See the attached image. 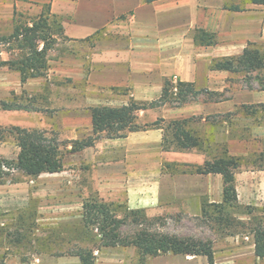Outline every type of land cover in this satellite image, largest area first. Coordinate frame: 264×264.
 <instances>
[{
	"label": "crops",
	"instance_id": "0c3cea01",
	"mask_svg": "<svg viewBox=\"0 0 264 264\" xmlns=\"http://www.w3.org/2000/svg\"><path fill=\"white\" fill-rule=\"evenodd\" d=\"M45 2L50 13L59 18L66 41L78 45L73 54L78 57L72 61L48 60L45 78L24 82L18 72L8 68L0 71L1 99H12L22 91L26 99L33 98L31 110H0V126L44 129L59 140L82 139L93 134L88 107L121 105L130 100L148 103L160 97L165 80L175 79L192 83L200 92L178 107L165 104L139 110V124L159 117L199 116L202 131L213 135L216 142L227 141L231 155L236 154L231 146L240 142L233 137L238 135L234 131L255 132L256 126L250 123L252 115L234 110L243 104H264V89L237 84L230 95L215 100L213 95L227 91L238 79L233 72L210 69L209 64L213 59L240 54L248 43L264 45V4L249 0ZM225 4L239 8H224ZM197 29L213 33L215 42L198 44ZM94 36L92 43L84 45ZM84 51L86 61L81 56ZM7 56L0 50L1 60ZM45 88L54 90L53 99ZM161 138L159 128L131 131L117 138H108L103 132L92 146L69 153L71 167H66L70 163L63 159L60 172L0 182V226H15L21 214L24 227L30 219V226L39 232V242L33 240V249L24 257L15 252L4 261L80 264L73 250L88 246L93 248L94 264H139L135 246H98L82 234V202L91 194L106 202L125 203L129 209H143L148 217L176 212L197 217L203 201L221 202L220 174H171L163 170L168 162L201 164L206 156L196 149L162 150ZM5 143L0 138V158H16V143L11 153ZM218 228L222 237L211 238L214 264H257L264 259L255 256L249 232L237 234L223 225ZM53 232L71 235L49 238L48 233ZM144 264L208 263L203 255L167 252L147 257Z\"/></svg>",
	"mask_w": 264,
	"mask_h": 264
},
{
	"label": "trees",
	"instance_id": "16d2710c",
	"mask_svg": "<svg viewBox=\"0 0 264 264\" xmlns=\"http://www.w3.org/2000/svg\"><path fill=\"white\" fill-rule=\"evenodd\" d=\"M152 2L154 0H143ZM255 4H264V0H249ZM224 8L237 9L239 6L227 5ZM16 20V19H15ZM62 35V25L59 18L49 11V4L45 11L32 18L29 22L15 21L13 31L7 36H0V43H14L21 52L16 57L0 61L8 69L19 73L20 81L29 78L44 77L47 69L49 50ZM195 41L201 45L215 42L214 34L203 29H197ZM213 70H227L233 72L246 82L248 89H264V45L248 43L238 55L213 59L209 64ZM200 91L195 90L190 82H177V92H172V81L165 80L159 98L148 102L138 103L130 100L119 106L95 105L90 110L93 134L82 139L59 140L57 136L41 129H28L11 126L9 131L14 134L18 147L16 158H0V182L5 179L17 181V177L10 176L11 170L26 177H35L41 173H55L63 170V155L80 151L92 146L101 133L108 138L124 137L128 132L145 128H159L162 131L161 149L165 151H187L196 149L206 158L201 164L165 163V172L220 174L222 177V201L204 202L199 218L213 221L228 227L233 225L230 209L237 204L235 173L240 169V158L228 153L225 145L217 143L213 135L208 132L195 133L190 127L195 116L166 120L162 117L139 124L137 112L142 109L160 107L169 104L178 107L195 97ZM220 95V94H218ZM218 98H215L217 100ZM221 100V99H218ZM30 103L17 101L16 98L1 99L0 110H31ZM264 105L243 104L246 113L253 115V106ZM68 144L70 147L67 149ZM7 168L5 171L3 168ZM251 211H249V214ZM81 215L83 220V235L98 246H135L139 257L138 263L144 264L149 256L162 253L203 255L208 264H214L211 238L195 236H179L151 229L147 223L149 218L143 209H129L125 203L106 202L97 195H90L82 202ZM251 225L240 221L251 233L255 256L264 257V221L263 218L253 217ZM31 222H28L29 227ZM132 225L130 231H123V226ZM233 231H229L232 233ZM19 240L21 236L17 237ZM17 239V240H18ZM79 257L80 264H94L93 248L81 246L73 250ZM0 264H8L0 255Z\"/></svg>",
	"mask_w": 264,
	"mask_h": 264
},
{
	"label": "rangeland",
	"instance_id": "374dc122",
	"mask_svg": "<svg viewBox=\"0 0 264 264\" xmlns=\"http://www.w3.org/2000/svg\"><path fill=\"white\" fill-rule=\"evenodd\" d=\"M46 4L47 2H45V0H0V36L9 35L13 31L15 21L29 22L32 18L38 16L40 12L45 11ZM95 38L96 37L94 36L92 39H88L84 45L87 46L89 43H92ZM77 48L78 45L67 42L65 38H58V40L53 44L52 48L48 52L47 61L58 60L60 58L66 61H72L73 58L78 57L73 55L76 53ZM0 50H4V52L7 53V59L16 57L18 53H21L13 42L0 43ZM81 53L83 54L81 55L82 58L86 61L87 51ZM0 61L4 60L0 59ZM5 68H7L6 65L0 64V71H6L4 70ZM46 72L47 69L45 73ZM236 79H238V82L236 83V81H232L227 91L224 90L220 93V95H213V97L215 96L218 98L230 95L232 93L231 88L237 87V84L246 86V82L241 78V76L236 75ZM51 80L54 79L49 78L48 80L47 78V81ZM45 91L48 93L50 92L53 99L54 90L52 91L51 88H45ZM64 91L66 93L67 90L65 89ZM13 98H16L17 101H22L23 103H31L33 100V98L26 99L23 91L18 93L16 96L14 95ZM34 102L37 103L38 99H36ZM42 102L44 103V100H42ZM51 102L55 107V100H52ZM119 105L120 104H114V106ZM167 106L170 105L167 104ZM252 109H254L256 112L252 115L250 123L256 126L254 130L255 132L250 131L251 133H245V131L241 130L234 131V134L236 133L238 135H233V137L237 136L240 139V142L231 146L236 152L235 156H238L241 162V167L238 170L239 174L237 180V204L234 208L230 209V217L232 219L233 225H231V227L229 226V228L234 230L237 234L248 232L247 227L241 226L240 221L247 224V226L251 225L253 222V217L263 218L264 221V105L253 106ZM234 111L248 114L246 113V109L243 107V105H239V107ZM195 117L196 119L192 121L190 127L194 129L195 133L202 134V128L198 123L199 116ZM224 117H226V115ZM9 127H11V125L0 126V138L6 141L5 145H7L8 152L11 153V151H14L13 143H16V141L14 139V134L8 130ZM217 143L225 146L228 144L227 141H218ZM69 147L70 144H68L67 149ZM63 158L65 161L70 163L66 167H71L73 165L70 160L72 157L69 153L65 152ZM3 169L5 171L7 170L5 167ZM11 173L12 174L10 176L14 178L17 177L18 180L22 179V175L15 170H11ZM109 202L114 203V201ZM249 211H251L250 214ZM238 216H244L245 218L244 220H239L237 218ZM149 218H151V220L149 223H147L148 226L151 229L160 232L176 234L179 236H195L198 238L222 237V231H220L218 228V224H215L213 221H204L203 219L199 218V216H187L185 214L176 212L175 215H156L149 216ZM29 221L30 219L26 220V222ZM24 222L23 215L20 214L17 216L15 226H11L8 229H6L4 226H0V255H3L4 258H9V254L15 252H18L22 258L33 249L35 242H39L37 236L39 232L34 229V226L24 227ZM132 227V225H126L123 226L122 229L125 232L133 229ZM65 235L69 236L71 233H48L49 238L50 236L52 238L53 236L61 238ZM19 236L22 237L20 240L17 238ZM86 238L88 239V237ZM257 264H264V259H261Z\"/></svg>",
	"mask_w": 264,
	"mask_h": 264
},
{
	"label": "built area",
	"instance_id": "2783aa9c",
	"mask_svg": "<svg viewBox=\"0 0 264 264\" xmlns=\"http://www.w3.org/2000/svg\"><path fill=\"white\" fill-rule=\"evenodd\" d=\"M172 81V91L173 93H176L177 92V82L175 79L174 80H171Z\"/></svg>",
	"mask_w": 264,
	"mask_h": 264
}]
</instances>
